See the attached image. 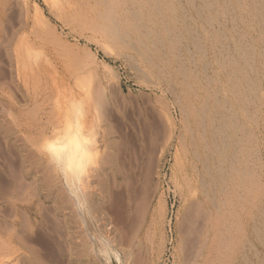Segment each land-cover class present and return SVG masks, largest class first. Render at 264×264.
<instances>
[{
  "label": "rangeland",
  "instance_id": "374dc122",
  "mask_svg": "<svg viewBox=\"0 0 264 264\" xmlns=\"http://www.w3.org/2000/svg\"><path fill=\"white\" fill-rule=\"evenodd\" d=\"M161 1L165 20L146 29L144 11L125 49L108 55L42 0H0L1 256L17 252L34 264L35 251L42 264L101 263L45 148L77 93L84 114L68 120L82 121L94 140L85 197L98 231L122 255L112 253V264H205L212 203L241 184L234 161L255 172L261 190H238L241 237L221 264H264V0ZM210 120L223 131L217 148ZM237 140L242 165L233 158Z\"/></svg>",
  "mask_w": 264,
  "mask_h": 264
},
{
  "label": "bare ground",
  "instance_id": "6f19581e",
  "mask_svg": "<svg viewBox=\"0 0 264 264\" xmlns=\"http://www.w3.org/2000/svg\"><path fill=\"white\" fill-rule=\"evenodd\" d=\"M25 5H29L31 0H24ZM204 1V0H202ZM44 5L46 6L48 12L56 17L61 24L68 29L72 33L78 34L82 38H86L87 40H90L93 43H96L106 54H112V52L115 51H123L125 49V44L128 43L127 40H129V31L132 29L133 25H139L141 22L142 15L144 14L143 12L148 10L150 11V22H144L141 23L142 26H145L146 29H150V26H156L158 22L161 20H165V11L162 8L163 7V1L161 0H42ZM232 2V1H231ZM209 3V2H208ZM240 3V0H239ZM24 5V6H25ZM211 5V4H209ZM216 5V4H215ZM165 6V5H164ZM214 6V5H213ZM245 6V5H244ZM26 7V6H25ZM246 7V6H245ZM208 8V7H207ZM244 9V8H243ZM166 10H171V7H168ZM246 10V9H245ZM198 11V10H196ZM218 11V10H217ZM223 11V10H222ZM234 13V12H233ZM197 14V13H196ZM241 14V13H240ZM205 15V14H204ZM210 15V14H209ZM148 16V15H147ZM244 16V15H243ZM200 18V17H199ZM203 18V17H202ZM210 18V17H209ZM231 18V17H230ZM242 18V17H241ZM216 20V19H215ZM203 21H205L203 19ZM218 21V20H217ZM207 22V20H206ZM232 22V21H231ZM208 24V23H207ZM162 25V24H161ZM159 26V24H158ZM213 26V25H211ZM143 28V27H142ZM176 30V29H175ZM146 31V30H145ZM163 31V30H162ZM147 33V32H146ZM152 34V33H151ZM198 34V33H197ZM203 34V33H202ZM147 35V34H146ZM145 35V36H146ZM149 35V34H148ZM159 35V34H158ZM165 36V35H164ZM181 36V35H180ZM220 36V35H219ZM222 36V35H221ZM147 37V36H146ZM166 37V36H165ZM164 37V38H165ZM193 37V35H192ZM191 38V37H190ZM59 39V38H58ZM171 39V38H170ZM196 39H193V41ZM132 41V40H130ZM187 41V40H186ZM197 41V40H196ZM63 42V41H62ZM143 42V41H142ZM196 43V42H193ZM235 43V42H234ZM133 44V43H132ZM135 44V43H134ZM132 49L135 51L138 50L140 55H144L140 49H136L134 46ZM197 44V43H196ZM128 45V44H127ZM126 45V47H127ZM131 45V44H130ZM129 45V46H130ZM140 45V43H139ZM156 45V44H155ZM222 45V44H221ZM235 45V44H233ZM137 46V45H136ZM146 46V45H145ZM229 46V45H228ZM196 47V45H195ZM198 48V47H197ZM222 48V47H221ZM238 48V47H236ZM228 49V48H227ZM226 49V50H227ZM128 50V49H127ZM131 50V48L129 49ZM177 50V49H176ZM222 50V49H221ZM178 51V50H177ZM222 52V51H221ZM227 52V51H226ZM120 54V53H119ZM165 54V53H164ZM221 54V53H220ZM240 54V53H239ZM238 54V55H239ZM241 56V55H240ZM231 57V55H230ZM125 58V57H124ZM127 58V57H126ZM144 58V57H143ZM223 58V57H222ZM145 59V58H144ZM224 59V58H223ZM130 61V60H129ZM234 63V62H233ZM236 63V62H235ZM151 64V63H150ZM157 65V64H156ZM241 65V64H240ZM243 65V64H242ZM207 67V65H206ZM231 67V66H230ZM235 67V66H234ZM238 67V65H237ZM151 68V67H150ZM241 68V67H240ZM153 69V67H152ZM162 69V67H161ZM160 69V70H161ZM226 70V69H225ZM229 70V69H228ZM234 70V69H233ZM235 71V70H234ZM154 72V71H153ZM160 72V71H159ZM183 72V71H182ZM233 72V71H232ZM231 72V73H232ZM251 72V70H250ZM179 73V72H178ZM226 73V71H225ZM236 73V72H235ZM154 74V73H153ZM227 74V73H226ZM231 75V74H230ZM239 75V74H237ZM243 75V73L241 74ZM185 76V75H184ZM247 76V75H246ZM245 76V77H246ZM226 77V76H225ZM183 78V76H182ZM244 78V77H243ZM227 80V78H225ZM240 79V78H239ZM214 80V79H213ZM237 80V79H236ZM184 81V80H183ZM230 82H233L230 80ZM210 83V81H209ZM214 83V82H213ZM228 83V81H227ZM246 83V82H245ZM226 84V82H225ZM242 86V84H240ZM249 85V84H248ZM244 87V86H242ZM254 87V86H253ZM248 88H251L248 87ZM233 89V88H231ZM252 89V88H251ZM242 90V89H240ZM223 91V90H222ZM231 91V90H229ZM236 91V90H235ZM254 91V89H253ZM217 92V91H215ZM226 92V91H225ZM237 92V91H236ZM235 92V93H236ZM212 93V92H211ZM71 94V93H70ZM75 94V93H74ZM230 94V92H229ZM242 94V93H241ZM245 94V93H244ZM211 95V94H210ZM228 95V94H227ZM235 95V94H233ZM87 96V95H86ZM213 96V95H212ZM223 96H225L223 94ZM232 96V95H231ZM239 96V95H238ZM91 97V96H89ZM88 97V98H89ZM229 97V95H228ZM234 97V96H232ZM211 98V97H210ZM216 98L215 96L212 98ZM224 98V97H223ZM231 98V97H230ZM244 98V96H243ZM242 98V99H243ZM241 99V98H240ZM251 99V98H250ZM218 100V99H214ZM227 100V99H226ZM83 99L80 94H75L70 97V103H72L71 107L69 105L66 106L65 109V117H66V122L63 124L60 128L61 130L56 134V137L54 140H49L47 144L45 145V148L47 149V154L49 153V158L51 162L54 163V165L57 168V171L60 172L64 186L67 190V193L72 197L75 206L79 212V216H81V220L83 226L86 227L87 231L89 232L88 235H90V239L93 241L94 249L96 252L97 258L100 260L101 263L99 264H112V253L113 256L122 261V255L118 249H114L112 245L106 240V237H104L97 229L96 222H94V217L92 214L91 210V203L86 201L85 193L87 194V174L89 171V168L91 164L93 163L94 159V151H93V144L94 140L92 136L87 133V127L85 124L77 120V123H73L68 120V118L71 116V114L74 112L75 115L78 113L83 115V111L81 110V103ZM89 101V100H88ZM97 101V100H96ZM225 101V100H224ZM231 102V101H229ZM240 102V101H239ZM243 102V101H242ZM227 103V102H226ZM218 104H220L218 102ZM233 104V103H231ZM241 104V102L239 103ZM221 105V104H220ZM237 105V104H236ZM243 105V104H242ZM94 106V105H93ZM247 106V105H246ZM245 106V107H246ZM232 107V106H231ZM234 107V106H233ZM223 108V107H222ZM239 108V107H238ZM233 109V108H231ZM236 111V107H234ZM233 109V111H234ZM240 109V108H239ZM243 109V108H242ZM240 109V110H242ZM248 109V108H247ZM246 109V110H247ZM234 111V112H235ZM233 112V113H234ZM237 112V111H236ZM246 113V112H245ZM242 113V117L245 116L246 114ZM77 114V115H78ZM199 115V114H198ZM222 115V114H221ZM227 115V114H226ZM239 115V114H238ZM251 115V114H250ZM202 116V114H201ZM200 116V117H201ZM214 116V115H213ZM217 116V115H216ZM215 116V117H216ZM248 116V115H247ZM212 117V116H211ZM253 117V116H252ZM213 118V117H212ZM211 118V119H212ZM224 124L230 125L232 124L230 121L232 120L229 116L225 117L224 116ZM230 118V119H229ZM210 119V118H209ZM223 119V118H222ZM212 120H210L211 122ZM217 122V120H216ZM215 121H212L213 124V129L211 131V134L209 135V138L211 140V144L217 148V142L216 140L220 137H222V132L221 128L215 126ZM221 122V120H220ZM219 122V123H220ZM249 122V121H248ZM223 123V121H222ZM234 123V122H233ZM204 124V123H203ZM201 125V124H199ZM207 125V124H206ZM218 125V124H217ZM235 125V124H234ZM242 125V124H240ZM198 126V125H197ZM243 126V125H242ZM228 127V126H226ZM233 127V125H232ZM201 128V127H199ZM241 128V127H240ZM223 129V128H222ZM242 130V128L240 129ZM201 131V130H200ZM197 132V131H196ZM205 133V131H203ZM202 132V133H203ZM239 132V131H238ZM200 134V135H197ZM197 136H201V133L197 132ZM208 133V132H207ZM230 133V132H229ZM236 134V133H235ZM195 135V134H194ZM204 135V134H203ZM225 135V134H224ZM205 136V135H204ZM229 136V135H228ZM227 137V136H226ZM230 137V136H229ZM232 137V136H231ZM230 137V138H231ZM202 138V136H201ZM217 138V139H216ZM229 138V139H230ZM194 139V137H193ZM197 139V138H196ZM204 139V138H203ZM224 139V138H222ZM207 140V138H206ZM225 140V139H224ZM221 141L223 146H225V142ZM193 141V140H192ZM203 141V140H202ZM220 141V139H219ZM218 141V142H219ZM236 141V140H235ZM238 141V147L239 150L236 151V154L234 155L233 158L236 159V163H241L242 165V160L240 159L242 154L240 153V146H241V141ZM195 142V140L193 141ZM192 142V143H193ZM244 142V141H243ZM207 143H209L207 141ZM234 144V143H233ZM236 145V144H235ZM234 145V146H235ZM182 146V145H181ZM213 147V148H215ZM221 147V146H220ZM185 148V147H184ZM208 148V147H207ZM223 148V147H222ZM228 148V147H227ZM197 149V147H196ZM243 149V148H242ZM198 150H202L198 149ZM209 150V149H208ZM219 150V149H218ZM235 150V147L234 149ZM185 151V149H184ZM194 151V150H193ZM187 152V150H186ZM192 152V151H191ZM190 152V153H191ZM196 152V151H195ZM202 153L204 152L203 150L201 151ZM210 152V151H208ZM235 152V151H234ZM260 152V151H259ZM232 153V152H231ZM242 153V152H241ZM205 154V153H203ZM187 155V154H186ZM193 155H196V153H193ZM207 155V152H206ZM213 155V154H212ZM230 155V154H229ZM199 155L194 156L193 158L197 157ZM208 156V155H207ZM215 156V155H213ZM248 156V155H247ZM204 157H206L204 155ZM203 157V158H204ZM196 158V159H197ZM201 158V157H200ZM209 158V156L207 157ZM219 158V157H218ZM217 159V158H216ZM227 159V158H226ZM49 160V161H50ZM200 160V159H199ZM205 160V159H204ZM244 160V159H243ZM217 161V160H216ZM225 161V160H224ZM231 161V160H230ZM251 161V160H250ZM202 162V161H200ZM205 163V161H203ZM210 162V161H209ZM235 162V161H234ZM232 163V171L236 175L234 179L238 181L237 184L234 183L233 187L230 188V193L229 191L226 193L225 191H221V197L220 201L216 200L214 201L213 204V213L210 222V232H207V236L209 238V245L207 252L203 255V262L205 264H221V262L226 261V255L232 250V248L235 246L236 243H238L237 239L241 237H238V232L241 227V220L243 216L240 218V202L239 199H241L238 195V190L240 188H243V192L245 191L246 194L250 197V195H253V189L252 186L255 185L257 180H255V172L253 173V170L251 168L242 169V168H236V165ZM207 163V162H206ZM223 163V162H222ZM210 164V163H209ZM208 164V165H209ZM206 164H203L204 166ZM239 165V164H238ZM250 165V164H249ZM254 165V164H253ZM207 166V165H206ZM206 166H204L206 168ZM219 166V165H218ZM230 166V164H229ZM258 166V165H257ZM214 167V166H213ZM235 167V168H234ZM238 167V166H237ZM240 167V166H239ZM231 168L229 169L231 172ZM211 169V168H210ZM225 170V169H224ZM223 168L219 169L218 171L221 172L223 171ZM228 170V171H229ZM226 171V170H225ZM209 173L208 171H206ZM205 172V175L207 176ZM211 172V171H210ZM214 172V171H213ZM262 173V172H261ZM219 174V173H218ZM228 174V173H226ZM225 174V175H226ZM210 175V174H208ZM234 175V176H235ZM203 176V175H202ZM213 176V175H212ZM258 176V175H257ZM89 177V176H88ZM198 177V176H197ZM196 177V178H197ZM222 177L220 176L218 178ZM225 178V176L223 175ZM220 178V179H223ZM217 178V179H218ZM227 178V177H226ZM260 178V177H259ZM194 179V178H193ZM87 180V181H86ZM190 180V179H189ZM202 180V179H200ZM233 180V179H232ZM46 181V180H45ZM216 181V180H215ZM214 181V182H215ZM190 183L189 181H187ZM228 182V180H227ZM234 182V181H232ZM259 182V180H258ZM257 182V183H258ZM261 182V181H260ZM259 182V183H260ZM89 183V182H88ZM186 183V182H184ZM187 183V184H188ZM256 183V187L257 184ZM231 183L229 182V185ZM223 185V183H222ZM232 185V184H231ZM204 186V184H203ZM225 186V184L223 185ZM189 187V186H188ZM203 188V187H202ZM228 188V187H227ZM258 188V187H257ZM190 189V187H189ZM220 189V190H221ZM260 189V188H258ZM226 190V189H225ZM261 190V189H260ZM255 195H256V190ZM259 191V190H257ZM220 193V191H218ZM261 192V191H260ZM259 192V193H260ZM89 193V192H88ZM229 193V197H225ZM252 193V194H251ZM190 194V193H189ZM216 194V193H215ZM191 195V194H190ZM189 195V196H190ZM187 196V195H186ZM219 197V196H218ZM242 197V196H241ZM255 197V196H252ZM190 198V197H188ZM187 198V199H188ZM209 198V197H208ZM245 198V197H244ZM91 199V198H90ZM98 199V198H97ZM186 199V197H185ZM207 200V199H206ZM92 201V199H91ZM241 201L244 202L243 199ZM88 202V203H87ZM185 202H187L185 200ZM200 202V201H199ZM246 202L247 199H246ZM96 204V203H95ZM242 204V203H241ZM198 205V204H197ZM203 205V204H202ZM246 205V203H245ZM103 206V205H102ZM94 207V206H93ZM196 208V207H195ZM95 209V208H94ZM198 209V207H197ZM240 210V211H239ZM203 213V212H202ZM243 213V211H242ZM201 214V212H200ZM204 214V213H203ZM97 216V215H96ZM209 216V215H208ZM211 216V215H210ZM202 217V216H201ZM203 218V217H202ZM204 219V218H203ZM202 219V220H203ZM208 222V221H207ZM208 226V225H207ZM243 227V226H242ZM105 228V227H104ZM85 229V230H86ZM201 230V229H200ZM244 230V229H243ZM241 231V230H240ZM110 232V230H109ZM199 232V230H198ZM108 233V232H107ZM115 233V232H114ZM86 234V233H85ZM105 235V234H104ZM198 236V235H197ZM196 236V237H197ZM206 236V235H205ZM206 236V237H207ZM146 237V236H145ZM113 239V238H112ZM84 240V239H83ZM110 240V239H109ZM115 240V239H114ZM90 241V240H89ZM117 241V240H116ZM82 242V241H81ZM91 242V244H92ZM84 243V242H82ZM110 247V251L108 250V244ZM204 243V242H203ZM90 244V245H91ZM87 245V242H86ZM198 245V244H197ZM204 245V244H203ZM85 247V246H84ZM236 247V246H235ZM88 248V247H87ZM91 248V247H90ZM204 248V247H201ZM201 248L199 250H201ZM14 249V248H13ZM85 249V248H84ZM83 249V250H84ZM195 249V248H194ZM234 249V248H233ZM85 251V250H84ZM90 251V250H89ZM88 251V252H89ZM233 251V250H232ZM91 252V251H90ZM202 252V251H200ZM17 253V252H16ZM16 253H8L3 256L0 255V264H8L9 262L6 261L7 258H11V260L14 262V264H23L25 262L23 258L21 259L20 257L16 255ZM33 253V258H34V264H42V261L40 257L37 255V252H32ZM22 254V253H21ZM24 254V253H23ZM123 254V253H122ZM234 254V253H233ZM161 255V254H160ZM192 255V254H191ZM95 256V255H94ZM197 257H199L197 255ZM232 257V256H231ZM32 258V257H31ZM32 258V259H33ZM194 258V257H193ZM230 258V257H228ZM195 259V258H194ZM10 260V261H11ZM29 260V259H28ZM191 260V259H190ZM196 260V259H195ZM232 260V259H231ZM31 261V260H30ZM12 262V263H13ZM188 263V262H187ZM33 264V263H32ZM45 264V263H44ZM194 264V263H193ZM204 264V263H203Z\"/></svg>",
  "mask_w": 264,
  "mask_h": 264
}]
</instances>
